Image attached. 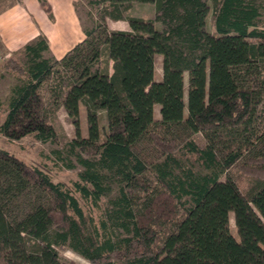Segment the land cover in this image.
Masks as SVG:
<instances>
[{
    "label": "trees",
    "instance_id": "obj_1",
    "mask_svg": "<svg viewBox=\"0 0 264 264\" xmlns=\"http://www.w3.org/2000/svg\"><path fill=\"white\" fill-rule=\"evenodd\" d=\"M133 2L152 3L153 17L127 16ZM97 3V22L60 59L41 34L4 63L18 82L0 134L53 140L62 107L81 170L54 181L0 147V264H70L56 247L89 264H264V0H212L215 34L207 0Z\"/></svg>",
    "mask_w": 264,
    "mask_h": 264
},
{
    "label": "rangeland",
    "instance_id": "obj_2",
    "mask_svg": "<svg viewBox=\"0 0 264 264\" xmlns=\"http://www.w3.org/2000/svg\"><path fill=\"white\" fill-rule=\"evenodd\" d=\"M18 2L23 5H27L31 7L29 1L26 0H2L0 3V8H5L9 6L11 3ZM208 2V12L206 16V24L205 29L207 32L215 34L214 32V22L212 19V15L214 13L212 0H207ZM153 4L152 3H138L133 2L130 9H128L125 14L127 16H136L144 18L153 17ZM74 9L78 16L81 27L90 28L92 27L98 20V16L100 13L101 5L97 3V0H75L74 1ZM48 16V19H53L50 13L45 12ZM106 24L109 29H121L127 30L129 29L128 23L125 20H106ZM260 25L264 26V13L260 16ZM159 26V25H156ZM42 33H39L41 35ZM45 36V34H43ZM55 35V34H53ZM46 37V36H45ZM52 34H50V38ZM47 38V37H46ZM53 38V37H52ZM30 41V40H29ZM48 43L49 40L47 39ZM19 48L15 49L12 52H5L0 43V123L5 115V107L6 101L10 94V90L14 84L18 82V75L15 72L6 70L4 68V63L9 59L13 58L17 62L20 59ZM48 56L51 55L50 49L47 53ZM52 56V55H51ZM162 55L157 54L154 59V78L155 80L161 79V61ZM111 64V62H110ZM187 75H184V92H185V100H186V90H187ZM45 91L43 90V93ZM45 97H48L46 94ZM259 116L264 117V102L260 103ZM159 105L156 104L154 108V117L159 118L158 112ZM50 122L53 125L56 135L53 140H48L45 142L37 140L33 135H26L17 140H11L6 138L5 136L0 134V147L8 150L13 153L24 162L28 164H45V166L49 169L52 179L54 181H63L66 183H70V181L75 180L77 178L78 171L81 170V166L77 163L74 156L70 155L67 152V143L71 140L74 135L73 125L69 122L66 117V113L62 107H59L54 111L53 115L50 117ZM99 126L102 132H106L107 130V122L104 116V113H101L99 118ZM80 131L81 136L87 135V127H86V113L85 108L80 106ZM102 139V137H101ZM195 139L198 143L204 142V137L201 134H196ZM72 166L69 167L68 165ZM241 179L240 184H245L247 178L245 176H240ZM229 222L228 228L231 234L237 238L236 229L234 228L233 216L232 212L228 214ZM59 260L64 263L70 264H89L88 260H86L81 255L77 254L73 250L68 247H56Z\"/></svg>",
    "mask_w": 264,
    "mask_h": 264
},
{
    "label": "crops",
    "instance_id": "obj_3",
    "mask_svg": "<svg viewBox=\"0 0 264 264\" xmlns=\"http://www.w3.org/2000/svg\"><path fill=\"white\" fill-rule=\"evenodd\" d=\"M26 1L31 7L15 2L0 8V43L8 54L42 33L49 40L51 55L60 59L84 39L75 0H47L53 19H48L38 0Z\"/></svg>",
    "mask_w": 264,
    "mask_h": 264
}]
</instances>
